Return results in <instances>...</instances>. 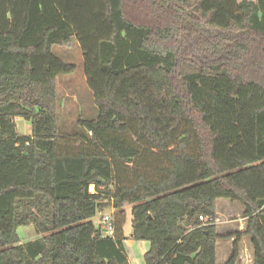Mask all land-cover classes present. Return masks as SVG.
I'll return each mask as SVG.
<instances>
[{"label":"trees","instance_id":"1","mask_svg":"<svg viewBox=\"0 0 264 264\" xmlns=\"http://www.w3.org/2000/svg\"><path fill=\"white\" fill-rule=\"evenodd\" d=\"M73 41L98 118L62 136L57 83L77 67L53 48ZM219 200L247 222L226 264L245 237L264 264V0H0V264H130L125 206L144 264H218L200 217Z\"/></svg>","mask_w":264,"mask_h":264},{"label":"rangeland","instance_id":"2","mask_svg":"<svg viewBox=\"0 0 264 264\" xmlns=\"http://www.w3.org/2000/svg\"><path fill=\"white\" fill-rule=\"evenodd\" d=\"M53 53L67 64H74L77 67L75 73L59 78L58 88V122L60 135L73 136L80 134L83 130L78 125L79 118L93 121L98 118V109L94 102L92 91L89 89L85 76V63L82 50L76 41H73L71 47H54ZM17 131L22 136L32 135V124L24 119H17ZM132 137V136H128ZM130 169L134 167L128 165ZM132 207L125 206L126 221L124 226V237L127 241V256L131 264H142L139 252L147 248V244L136 242L132 229ZM112 213V211H107ZM245 210L239 204L229 200H219L217 203L216 227L221 239L218 242V264H226L233 250V235L243 233L246 230ZM102 213H98L93 219L96 226L100 227ZM21 243L25 244L40 238L35 227H21L18 230ZM135 241L131 246L128 241ZM249 237L243 238L241 244L242 258L237 264H254L251 253L247 252L249 248Z\"/></svg>","mask_w":264,"mask_h":264},{"label":"built area","instance_id":"3","mask_svg":"<svg viewBox=\"0 0 264 264\" xmlns=\"http://www.w3.org/2000/svg\"><path fill=\"white\" fill-rule=\"evenodd\" d=\"M91 191L93 192V187H91ZM200 222L204 225L216 224V218L209 217H200ZM100 232L104 238H112L115 236V224L112 217V214H104L101 223H100Z\"/></svg>","mask_w":264,"mask_h":264},{"label":"crops","instance_id":"4","mask_svg":"<svg viewBox=\"0 0 264 264\" xmlns=\"http://www.w3.org/2000/svg\"><path fill=\"white\" fill-rule=\"evenodd\" d=\"M58 88H59V79H58ZM17 122V121H16ZM21 135V134H20ZM22 136V135H21ZM31 136V135H30ZM30 136H27V137H30ZM113 212V211H112ZM109 212H107V214H108ZM106 214V213H105ZM109 214H111V213H109ZM104 215V214H103ZM129 242V244H131V246H134L135 245V241H128ZM249 248H248V250H247V252L250 254L251 253V256L253 257V247H252V245H251V242H250V238H249ZM134 244V245H133ZM143 244L144 245H148L147 246V248L145 247V249L144 250H142V251H140L139 252V254H140V261L142 260V264H144V255L149 251V249H150V244L148 243V242H143ZM242 244V243H241ZM124 245H125V249H126V252H128V249H127V241L125 240L124 241ZM219 256V253H218V244H217V257ZM242 258V256L240 255V258L239 259H241ZM128 259H129V256H128ZM129 261H130V259H129ZM130 264H131V262H130Z\"/></svg>","mask_w":264,"mask_h":264}]
</instances>
